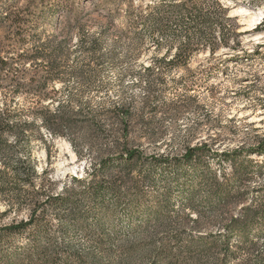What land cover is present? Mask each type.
I'll list each match as a JSON object with an SVG mask.
<instances>
[{"label": "trees", "instance_id": "16d2710c", "mask_svg": "<svg viewBox=\"0 0 264 264\" xmlns=\"http://www.w3.org/2000/svg\"><path fill=\"white\" fill-rule=\"evenodd\" d=\"M19 1L0 0V24L11 27L0 38V264H264V136L250 148L221 151L203 142L148 154L143 136L159 135L147 110L157 106L145 99L136 109L104 93L108 83L97 80L107 55L98 38L82 43L79 7ZM131 4L130 22H154L156 44L167 33L184 34L172 59L159 62L187 63L194 46L211 55L241 47L237 19L222 0ZM45 15L75 22L83 59L72 57V31L37 33ZM126 74L144 76L150 89L164 80L152 66ZM47 133L65 137L88 161L86 174L60 190L34 153Z\"/></svg>", "mask_w": 264, "mask_h": 264}, {"label": "rangeland", "instance_id": "374dc122", "mask_svg": "<svg viewBox=\"0 0 264 264\" xmlns=\"http://www.w3.org/2000/svg\"><path fill=\"white\" fill-rule=\"evenodd\" d=\"M66 1L79 7L83 13L79 26L86 31V35L82 43L88 46L93 38H98L100 51L107 55L104 63L99 65L97 80L98 84L108 83L104 93H109L112 99L133 101L136 109L145 99H149L151 106H157L155 113L147 110V116L155 115L153 126L159 135L155 140L143 136V147L148 154L156 151L181 153L187 143L203 142L221 151L250 148L259 137L264 136V16L258 24L250 26V15L238 14L241 8L256 11L264 7V0H222L230 15L237 19L241 47H221L211 55L208 48L194 46L195 50L188 51L191 54L188 62L183 64H167L157 59H172L184 34L167 33L163 38L159 36L161 43L156 44L154 22L146 20L133 25L127 17L131 3L154 4L162 0ZM19 3L26 1L20 0ZM109 13L113 15L112 23L107 17ZM260 23V28L255 30ZM165 24L173 29L181 27L169 20ZM9 28L8 24H0V38L7 35ZM35 29L44 38L52 33L62 37V32L72 31V57L83 59L80 51L85 50L78 46L80 41L76 37L78 26L75 22L70 24L64 17L55 21L45 15L35 23ZM111 54L113 58H110ZM147 66L154 67L164 79L152 89L147 87L144 76L126 74L129 70ZM136 133L141 135V130ZM47 135L48 142H35L34 153L39 169L47 167L60 190L64 184L70 183L73 176L86 174L88 161L76 155L65 137ZM46 148L50 151L49 156ZM252 156L262 159L258 155ZM212 165L215 169L220 167L216 160L212 161ZM258 180L264 183V174ZM175 199L179 201L178 197ZM0 208L5 206L0 204ZM124 208L123 204L117 208L122 218ZM10 218L5 221L10 222ZM215 229V226L208 228ZM261 244L264 248V239Z\"/></svg>", "mask_w": 264, "mask_h": 264}, {"label": "bare ground", "instance_id": "6f19581e", "mask_svg": "<svg viewBox=\"0 0 264 264\" xmlns=\"http://www.w3.org/2000/svg\"><path fill=\"white\" fill-rule=\"evenodd\" d=\"M238 14L242 16L250 15V26H252L254 24H258V22H260L259 20L264 16V7L259 8L256 11H249L247 9L241 8Z\"/></svg>", "mask_w": 264, "mask_h": 264}]
</instances>
